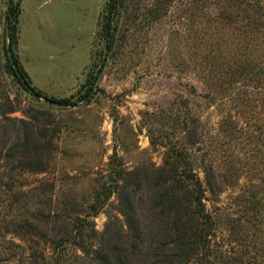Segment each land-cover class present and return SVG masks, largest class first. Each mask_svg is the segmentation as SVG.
Returning <instances> with one entry per match:
<instances>
[{
	"label": "rangeland",
	"instance_id": "obj_1",
	"mask_svg": "<svg viewBox=\"0 0 264 264\" xmlns=\"http://www.w3.org/2000/svg\"><path fill=\"white\" fill-rule=\"evenodd\" d=\"M106 1L0 0V264H34L31 256L41 253L51 260L53 240L94 235L75 228L79 219L105 234L106 245L124 221L123 186L140 220L153 224L151 201L161 190L147 178L161 168L166 151L187 141L188 131L196 129L200 143L180 170L201 174L199 158L225 176L226 190L221 200L210 198L208 210L264 187L262 80L245 75L220 92L208 86L203 66L196 68L204 57L230 58L234 26L224 14L239 7L259 15L264 0H175L142 31L140 21L132 23L117 61L95 81L91 68ZM10 7L19 12L16 30ZM47 97L75 104L52 105ZM174 102L182 107L173 113L178 107L189 112L199 127L177 124L169 111ZM250 227L240 223L243 241L232 247L254 256L258 233ZM71 251L83 258L78 264H95L77 246Z\"/></svg>",
	"mask_w": 264,
	"mask_h": 264
},
{
	"label": "trees",
	"instance_id": "obj_2",
	"mask_svg": "<svg viewBox=\"0 0 264 264\" xmlns=\"http://www.w3.org/2000/svg\"><path fill=\"white\" fill-rule=\"evenodd\" d=\"M140 1L105 2L97 33L100 48L94 54L91 68L92 73L96 72L95 81L110 63L117 61L119 49L123 47V42L128 41L127 32L128 29L130 31L132 23L137 25V21H140L138 31H142L146 26L163 18L167 9L175 2L155 0L149 7H141ZM18 14L19 12L14 13L10 7L8 16L13 18L14 30L17 28ZM224 15L222 17L225 18V24L234 26V30L231 29L232 34H227L233 42L230 43V58L224 60L221 56V61H216V58L208 59L211 56L204 57L205 60L196 68L201 72L200 66H203V78L208 80V86L215 87L220 92L245 75H259L258 80L261 79L264 84V13L251 15L246 9L237 7ZM258 39L260 44L253 43ZM21 72L22 69L19 68L16 77L20 78ZM230 79L233 81L230 82ZM94 89V84L88 89L86 102L91 101ZM46 100L56 106L75 104L71 98L47 97ZM176 106L182 107V104L172 103L169 111L172 112V117L175 115L177 124L186 126L190 121L192 124L197 122L198 125L195 126L199 127V119L192 118L189 112L184 113L178 107L173 113ZM195 131L196 129L193 132L188 131L187 141L179 149L178 146H173L166 151L161 168L153 171L155 174L147 178L153 190H161L159 194H154L151 201L153 224L145 225L140 220L133 202L130 201V193L123 195L129 192V186L120 187L121 215L124 221L119 222L117 232L110 235L106 245L105 234H97L92 222L79 219L75 228H89L94 235L53 240L51 260L47 259L45 253L34 255L35 257L32 255L34 264H78L83 258L76 256L71 251V246H77L83 256L91 257L95 264H251V260L256 258L259 259V264H264V187L260 194L249 193L248 190L234 197L232 194L234 200L230 204L223 206L219 205L221 201H217L212 212L208 210L207 203L211 197L216 198L212 200H221L220 196L226 190L221 181L225 176L212 163L205 164V159L199 158L196 160L200 162L198 168L201 174L193 169L180 170L187 156L193 160L195 146L200 143L195 140ZM153 144L155 145L154 140ZM242 222L251 224L257 230L258 235L252 246L250 245L255 250L254 256L244 250L236 251L232 247L233 244L240 245L239 242L243 241L238 234V226ZM107 230L109 231V226ZM94 244L97 246L94 247ZM2 249L0 252L3 255ZM54 255L57 256L53 258Z\"/></svg>",
	"mask_w": 264,
	"mask_h": 264
}]
</instances>
